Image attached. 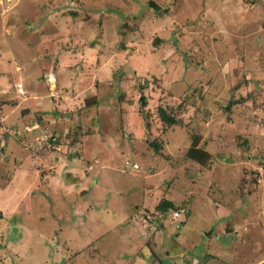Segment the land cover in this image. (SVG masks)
<instances>
[{"label": "rangeland", "instance_id": "rangeland-1", "mask_svg": "<svg viewBox=\"0 0 264 264\" xmlns=\"http://www.w3.org/2000/svg\"><path fill=\"white\" fill-rule=\"evenodd\" d=\"M0 211V264H264V0H0Z\"/></svg>", "mask_w": 264, "mask_h": 264}, {"label": "trees", "instance_id": "trees-1", "mask_svg": "<svg viewBox=\"0 0 264 264\" xmlns=\"http://www.w3.org/2000/svg\"><path fill=\"white\" fill-rule=\"evenodd\" d=\"M151 6L157 10V12L161 13V8L159 5H157L155 2H151ZM232 99L229 106L227 107L228 109H231V107L238 102H236L235 96L232 95ZM86 104L88 107H92L95 104H98V100L96 97H91L86 99ZM159 115L163 123H165L168 126H178L183 124V120L179 117H176L174 114L168 112L167 109L165 108H160L159 109ZM200 142H201V136L200 135H194L192 134V144L188 148L186 155L187 157L198 163L199 165L203 167H208L211 164V161L213 159V155L208 151L205 150L204 148L200 147ZM49 143L53 146L59 144V137L56 139L55 137L49 139ZM154 146L156 149H160V146L158 143H154ZM184 206L182 207H176L174 202L170 201H162V203L158 206V210H162L163 212H166L167 210L173 209V211H180ZM188 211V210H187Z\"/></svg>", "mask_w": 264, "mask_h": 264}, {"label": "built area", "instance_id": "built-area-1", "mask_svg": "<svg viewBox=\"0 0 264 264\" xmlns=\"http://www.w3.org/2000/svg\"><path fill=\"white\" fill-rule=\"evenodd\" d=\"M21 88V87H20ZM22 91V90H21ZM186 210L182 208L180 211H177L174 213V221L177 220V218L180 217L181 213H184Z\"/></svg>", "mask_w": 264, "mask_h": 264}, {"label": "clouds", "instance_id": "clouds-1", "mask_svg": "<svg viewBox=\"0 0 264 264\" xmlns=\"http://www.w3.org/2000/svg\"><path fill=\"white\" fill-rule=\"evenodd\" d=\"M186 211L184 212V213H181V214H186L188 211H187V209L186 208H184ZM175 212H177V211H174L173 212V218H172V220H171V222L173 223V224H175V223H177L178 222V220L180 219V217H181V215H180V217L179 218H177V220H175L174 221V213Z\"/></svg>", "mask_w": 264, "mask_h": 264}, {"label": "water", "instance_id": "water-1", "mask_svg": "<svg viewBox=\"0 0 264 264\" xmlns=\"http://www.w3.org/2000/svg\"><path fill=\"white\" fill-rule=\"evenodd\" d=\"M3 216V212L2 211H0V217H2Z\"/></svg>", "mask_w": 264, "mask_h": 264}]
</instances>
